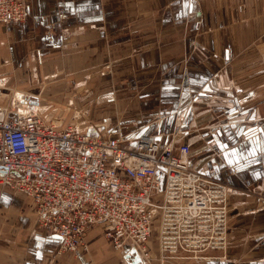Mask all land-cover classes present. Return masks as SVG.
<instances>
[{
    "label": "crops",
    "instance_id": "1",
    "mask_svg": "<svg viewBox=\"0 0 264 264\" xmlns=\"http://www.w3.org/2000/svg\"><path fill=\"white\" fill-rule=\"evenodd\" d=\"M21 1L26 21L0 24V104L16 89L18 109L39 112L36 87L56 66L109 69V86L125 87L122 100L133 103L117 118L156 120L155 128L131 130L188 144L192 169L242 190L228 201L238 209L229 210L237 222L228 221V233L253 226L241 224L244 216L264 225V210L240 212V204L264 203V0ZM104 95L115 103L122 94ZM261 239L244 252L232 240L192 264H259L264 255L253 253L262 251ZM86 246L60 250L58 238L37 225L28 198L0 186V264H148L130 247L114 250L99 228L88 230ZM151 264L161 263L155 256Z\"/></svg>",
    "mask_w": 264,
    "mask_h": 264
},
{
    "label": "built area",
    "instance_id": "2",
    "mask_svg": "<svg viewBox=\"0 0 264 264\" xmlns=\"http://www.w3.org/2000/svg\"><path fill=\"white\" fill-rule=\"evenodd\" d=\"M27 16L21 0H0V24ZM19 100L0 105V186L28 198L60 250L86 252L91 228L143 259L153 240L162 262L226 250L233 189L192 169L188 144L102 123L58 126Z\"/></svg>",
    "mask_w": 264,
    "mask_h": 264
},
{
    "label": "rangeland",
    "instance_id": "3",
    "mask_svg": "<svg viewBox=\"0 0 264 264\" xmlns=\"http://www.w3.org/2000/svg\"><path fill=\"white\" fill-rule=\"evenodd\" d=\"M103 52L104 53L102 55V58L104 62L102 63V65L106 64L105 59L109 57L108 54H105V50H103ZM103 56L105 57V59ZM104 66L105 65H103V67ZM102 71H105V72H102ZM98 72L100 73V75H98ZM53 73L55 74L54 77H51L50 79H47V80L39 81V84L36 87V93H35V95H38V97L40 98V101H42V102H39L38 104L42 112L40 114L42 115L45 114L46 116L45 118L48 121H51L54 124H57L58 126L77 124V126L81 128L86 126V124L88 125L90 123H97V124L102 123L107 129L109 127H120L125 131L126 129L130 131L132 128H135V127H137L139 130L142 127V129L145 131L149 130V128H155L156 123H153V121H156V120L154 119H141L138 121V120L131 119V118L127 119V117L117 118L118 114L121 115L124 112H128L129 109L132 108L133 103L125 102L124 100H122L123 97L125 96L124 95L125 90H123L125 89V87L117 88L116 86H113V87L109 86L111 82V77H112V72H110L109 69L99 70L97 68L94 69L93 66L89 65L84 70L83 69L82 70H67V68L64 69L63 65L61 64V66L60 65L56 66V70H54ZM119 76L120 77H115L114 79L122 78L124 75H119ZM84 82H85V85L83 87L82 84ZM52 84L54 85L61 84L62 87H57L58 86L57 85L52 88L50 87V85ZM111 89H113L115 93H121L122 95H119V97H117V100L115 103H109L106 101H102L101 97L106 96L104 94L107 93L108 90H111ZM14 92H16V89L12 90L13 94L9 96V100L6 103H2L0 105L11 106V104L13 105L17 104V100L20 98ZM87 94H89V96H86ZM48 96H53L54 98L53 97L49 98ZM134 108L137 109V105H134ZM103 117H106V118H103ZM108 118H111V120H109ZM130 123H135V126ZM232 189L233 191L229 197V200L232 198H235L236 196H238L237 194L242 192V190L238 188L236 189L232 188ZM243 193L245 194L246 192L243 191ZM255 201L258 202V198L254 201H252L251 199H245V200L240 199L239 200V202H245V203H248L249 205ZM232 207L234 210L235 205L234 206L233 204L230 205L228 202V212H229L228 221L231 224V226H234L235 228V225L233 224H236L235 222H237L235 212L238 213V209L236 208L234 210L235 212H232L233 211ZM230 209L232 210L231 212L229 211ZM254 209L264 210V203L262 202V203H259L257 207L254 206V207H249V208H245V207L241 208V204H240V212H242L244 215L247 214L246 212L252 211ZM251 217L253 216H244L243 221H240L242 222L241 224H243V226L253 225V226H249L247 229H245V231H239L233 228H231V231H230L229 229L228 234H230L231 240L229 239V236H227V248L229 246V242L231 243V241L233 240L232 244H235L236 246H241V251L244 252L245 249L250 248L254 243L257 244V242L254 240L256 237L264 238V225L257 227V225L253 224V219ZM263 240L264 239H261L260 241V246L262 247V251L253 253L255 256H258V258L262 257L260 255H264V241ZM152 245L156 246V242L154 240L152 241ZM154 248L157 251V247H154ZM152 250L153 248H151V254L147 257V259H144L145 262L148 264L152 263V258H154L155 256L159 257L158 252H157V255H153ZM222 252L223 251H220V253ZM247 257H251V256L247 254ZM159 262L161 264H192L193 263L192 261H180V260H174V259L165 260L163 262L159 260ZM259 264H264V262H260Z\"/></svg>",
    "mask_w": 264,
    "mask_h": 264
},
{
    "label": "water",
    "instance_id": "4",
    "mask_svg": "<svg viewBox=\"0 0 264 264\" xmlns=\"http://www.w3.org/2000/svg\"><path fill=\"white\" fill-rule=\"evenodd\" d=\"M13 175H16L17 176V174L16 173H13ZM133 254H134V261H137V254L135 253V252H133Z\"/></svg>",
    "mask_w": 264,
    "mask_h": 264
},
{
    "label": "bare ground",
    "instance_id": "5",
    "mask_svg": "<svg viewBox=\"0 0 264 264\" xmlns=\"http://www.w3.org/2000/svg\"><path fill=\"white\" fill-rule=\"evenodd\" d=\"M138 255H139V254H138ZM139 256H140L141 258H143L141 254H140Z\"/></svg>",
    "mask_w": 264,
    "mask_h": 264
}]
</instances>
